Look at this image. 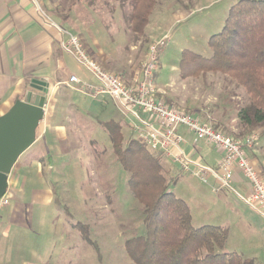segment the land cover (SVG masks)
<instances>
[{
    "label": "rangeland",
    "instance_id": "1",
    "mask_svg": "<svg viewBox=\"0 0 264 264\" xmlns=\"http://www.w3.org/2000/svg\"><path fill=\"white\" fill-rule=\"evenodd\" d=\"M236 1L156 0L149 15V23H158L165 28V35L169 36L167 45L160 52L161 71L171 73V67L178 66L185 49L210 56L212 52L208 45L209 38L222 30L229 9ZM54 2L58 6L56 13L64 18L68 7L75 5L79 8L76 14L81 22L99 29L97 33L101 38H117L119 34L127 33L128 29L136 44L141 47L144 44L149 23L142 34L133 30L131 0ZM178 9L180 10L176 12ZM138 50L140 52L141 49ZM139 52V60L135 61V71L138 74L148 54L147 52L145 58H139ZM71 62L75 64L74 61ZM181 77L182 80L177 84V98L171 101L178 105L177 108L211 123L227 135L234 137V134H239L238 112L251 98L234 77L220 71ZM159 93L164 95L161 91ZM144 114L152 117L150 113ZM255 147L264 148V136L252 147H246L251 159L250 153ZM90 153L89 165L81 171L79 178L76 171H72V178L67 180L65 177L63 185L57 187L59 203H43L39 212L38 209L35 210L36 214L32 219L31 212L28 217L29 210H24L28 219L24 217L25 220L17 223L19 225L12 224L8 215L16 206V200L6 194L8 204L0 208V230H36L30 238L16 234L17 237L13 235L9 241L20 243L18 240H24V244L36 243L45 247L57 239L52 236L51 230H72L70 226H73L75 231L80 232L79 228L83 225L89 230L84 235L89 240L83 235H77L74 242L80 241L83 244L80 249L74 247L71 240L68 241L72 246L73 264H135L125 249V241L144 233L145 226L142 205L128 186L130 173L117 160L109 141L99 143L96 147L91 145ZM260 164L257 169L264 178V154ZM66 174L68 177L67 172ZM80 178H83L82 185H79ZM170 189L189 205L194 226L220 225L228 231L226 244L220 251L238 252L245 258L253 259L254 264H264V217L255 209L243 204L232 192L222 190L215 193L209 185L186 173L176 175ZM63 237L64 235L59 236L60 239Z\"/></svg>",
    "mask_w": 264,
    "mask_h": 264
},
{
    "label": "crops",
    "instance_id": "2",
    "mask_svg": "<svg viewBox=\"0 0 264 264\" xmlns=\"http://www.w3.org/2000/svg\"><path fill=\"white\" fill-rule=\"evenodd\" d=\"M37 1L40 8L32 0H0V115L17 99H25L28 92L44 94L31 86L32 79H46L49 84L45 117L40 123L37 139L19 157L8 178L7 195L16 200V206L8 215L12 224L25 220L27 213L24 210H29L28 217L31 212L32 219L35 210L39 212L43 203H59L57 187L63 185L65 177L67 180L72 178V171H76L79 178L81 171L89 165L91 145L96 147L109 141L114 151L110 124L119 126L125 138L136 136L132 126L137 125L138 120L125 114L114 98L107 95L94 97L88 89L82 88L81 83L69 82V78L76 75L83 82L96 83L61 48L62 40L68 38L67 32L78 34L85 49L96 61L127 82L135 78L138 49H141L139 58H145L150 43L167 34L165 28L156 22L158 25L148 24L142 47L133 41L134 36L129 34L128 29L127 33L119 34L117 38H101L97 33L99 29L81 22L76 14L79 8L75 5L67 8L64 18L56 13V0ZM145 44H148L147 48ZM161 67L159 60L155 82L163 90L162 97L164 100L167 98V104L177 108L178 105L171 101L179 93L177 84L182 80L180 68L172 66L171 73H166L161 71ZM141 117L150 119L144 113ZM180 133L185 139L181 143L182 151L197 161L216 165L222 157L221 150L196 138L186 128H180ZM251 153L254 164L260 166L264 148L255 147ZM161 156L170 176L184 173L179 164L162 153ZM78 181L82 185L83 178ZM233 183L243 193L250 190L237 169L234 170ZM70 227L72 230H51L52 236L57 239L45 246L46 249L41 244H24V240H18L21 244L9 241L16 234L30 238L36 230H0V264H73L72 246L68 241L71 240L77 249L83 244L74 242L81 233ZM60 235L64 237L60 239Z\"/></svg>",
    "mask_w": 264,
    "mask_h": 264
},
{
    "label": "trees",
    "instance_id": "3",
    "mask_svg": "<svg viewBox=\"0 0 264 264\" xmlns=\"http://www.w3.org/2000/svg\"><path fill=\"white\" fill-rule=\"evenodd\" d=\"M155 3L131 0V27L136 33H143ZM208 45L210 56L182 51L178 63L181 75L199 76L209 71L230 74L251 98L238 112L240 131L234 137L243 138L258 130L259 137L264 136V0H237L222 30L209 38ZM109 130L114 153L130 173L129 189L144 214V233L125 241L135 264H254L238 252L220 251L228 237L223 226L193 225L189 205L170 190L175 177L163 165L161 153L136 136L125 138L117 125L110 124ZM79 230L89 240L84 236L89 232L87 227L82 225Z\"/></svg>",
    "mask_w": 264,
    "mask_h": 264
},
{
    "label": "built area",
    "instance_id": "4",
    "mask_svg": "<svg viewBox=\"0 0 264 264\" xmlns=\"http://www.w3.org/2000/svg\"><path fill=\"white\" fill-rule=\"evenodd\" d=\"M32 1L40 8L37 0ZM67 34L68 38L62 40L61 48L96 81L95 84H90L72 75L69 82L81 83L82 88L88 89L94 97L107 95L114 98L125 114L138 120L137 125L133 124L132 131L151 150L161 152L179 164L184 173L200 179L213 192H232L245 205L264 217V178L246 151V147L257 143L259 132L255 131L238 139L194 114L167 104L159 93L162 90L155 82V72L159 66L160 52L167 45L168 35L151 43L139 74L135 73V80L127 84L120 76L106 70L91 57L76 34ZM142 113H150L152 117L144 119L141 117ZM180 128H186L196 138L203 139L221 150L222 157L217 164L207 165L185 154L181 147L185 139ZM235 169L242 173L248 183V192L243 193L235 187ZM6 204L8 199L5 195L0 198V208Z\"/></svg>",
    "mask_w": 264,
    "mask_h": 264
},
{
    "label": "water",
    "instance_id": "5",
    "mask_svg": "<svg viewBox=\"0 0 264 264\" xmlns=\"http://www.w3.org/2000/svg\"><path fill=\"white\" fill-rule=\"evenodd\" d=\"M31 86L43 95L28 92L0 115V198L9 187V175L19 157L37 139L40 123L45 117L49 84L46 79H32Z\"/></svg>",
    "mask_w": 264,
    "mask_h": 264
}]
</instances>
